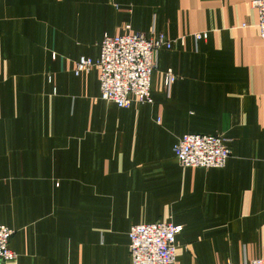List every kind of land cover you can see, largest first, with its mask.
<instances>
[{
    "label": "crops",
    "instance_id": "crops-1",
    "mask_svg": "<svg viewBox=\"0 0 264 264\" xmlns=\"http://www.w3.org/2000/svg\"><path fill=\"white\" fill-rule=\"evenodd\" d=\"M253 0H0V226L18 264H132L137 224L182 226L175 264L264 259V42ZM161 50L153 104L100 93L105 35ZM208 33L196 43L193 35ZM172 71L177 81L166 84ZM185 134H221L224 168L182 167Z\"/></svg>",
    "mask_w": 264,
    "mask_h": 264
},
{
    "label": "built area",
    "instance_id": "built-area-1",
    "mask_svg": "<svg viewBox=\"0 0 264 264\" xmlns=\"http://www.w3.org/2000/svg\"><path fill=\"white\" fill-rule=\"evenodd\" d=\"M258 12V28L264 42V0H253ZM196 43L206 41L208 33L193 35ZM184 38L167 39L164 34L147 37L142 33L122 36L105 35L101 43L100 58L94 62L82 57L76 64L75 74L89 72L94 66L100 70L101 98L113 102L120 109H128L134 102L153 104L152 75L157 69V56L161 50H171L183 44ZM168 71L166 84L177 81ZM221 134H185L174 146V154L184 168L221 169L231 156ZM182 226L172 222L137 224L129 232V250L132 264H175L177 238ZM14 230L0 226V264H18V255L10 247ZM242 264H264V259L245 260Z\"/></svg>",
    "mask_w": 264,
    "mask_h": 264
}]
</instances>
